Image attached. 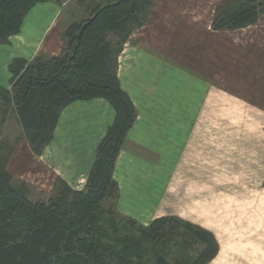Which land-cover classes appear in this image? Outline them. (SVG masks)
<instances>
[{"label":"crops","instance_id":"0c3cea01","mask_svg":"<svg viewBox=\"0 0 264 264\" xmlns=\"http://www.w3.org/2000/svg\"><path fill=\"white\" fill-rule=\"evenodd\" d=\"M72 1L73 10L62 18ZM95 1L35 4L19 32L0 43V85L8 87L13 57L58 55L60 29L83 18ZM220 1L153 0L147 20L122 46L117 76L137 116L114 164L116 210L144 226L177 216L208 230L218 250L206 264H264V13L247 26L214 30ZM178 108L189 120H173L178 116L167 110ZM113 119L102 98L75 101L60 112L42 152L33 153L23 135L6 170L26 187L27 197L29 190L49 194L56 178L80 190ZM159 135L169 141L164 149L180 137V154L169 166L137 150L161 148ZM185 163L195 166L196 194L183 188L179 199L175 175ZM211 177L213 185L206 186ZM207 187L230 191L206 198ZM250 189L257 191L248 195Z\"/></svg>","mask_w":264,"mask_h":264},{"label":"trees","instance_id":"16d2710c","mask_svg":"<svg viewBox=\"0 0 264 264\" xmlns=\"http://www.w3.org/2000/svg\"><path fill=\"white\" fill-rule=\"evenodd\" d=\"M45 1L0 0V43H8L26 13ZM90 5L83 18L60 29L58 55L10 60L8 87L0 85V126L13 112L30 149L40 154L60 112L75 101L102 98L113 108L114 119L96 147L84 187L75 190L56 178L41 200H30L26 187L6 170L14 147L0 143V264H206L218 250L208 230L166 216L142 226L116 210L114 164L137 116L121 88L117 57L131 32L147 20L153 0ZM261 13L264 0H221L212 28L244 27ZM175 234L185 240L177 243ZM189 239L202 249L188 251ZM169 241L178 249H169ZM169 253L174 262L165 259Z\"/></svg>","mask_w":264,"mask_h":264},{"label":"rangeland","instance_id":"374dc122","mask_svg":"<svg viewBox=\"0 0 264 264\" xmlns=\"http://www.w3.org/2000/svg\"><path fill=\"white\" fill-rule=\"evenodd\" d=\"M101 2V0H96L95 2H93L92 4L96 3V2ZM74 2L72 1L68 7H66L63 11L62 14V18L68 13L70 12L71 8L73 10L74 8ZM91 4V5H92ZM90 5V6H91ZM76 15V14H75ZM79 19V18H76ZM117 61H118V57H117ZM9 79V78H8ZM162 113H164V110H161ZM172 117H177L176 119L173 120H180V116H182L183 120H189V117H187L186 114L182 115L180 108L178 109H174V110H167ZM194 110H191V112H193ZM166 113V110H165ZM166 117L168 118V115L166 114ZM163 120H165V118H163ZM23 138V131L22 128L20 126V124L18 123L15 115L13 112L10 111V113L8 114L7 120L5 121L4 124H2L0 126V143H5L7 145H9L10 147H15L16 144ZM155 142L158 143V145L161 146V148H157V149H153V148H146L144 146H138L137 145V150L138 153H140L142 156H147L149 157L148 160L152 161H156V160H160V164L163 166H169L171 164H173L175 162V160L178 158L179 154H180V148H181V141H180V137L178 136V139L175 141H173V147L172 149L166 148L164 149V144L166 143L167 145L169 144L168 139L165 138H161V135H159L158 139H155ZM191 163V162H190ZM223 176H225L224 178H226L228 176V174H221ZM176 178H175V182H176V186H177V191H175V193L177 194V196L175 198H180V194L181 191L183 190V188H188V192L189 194H196V189H195V178H196V174H195V166L190 165L188 163L182 164L179 166L177 172H176ZM206 182V186H212L213 185V177L211 178H206L205 179ZM194 185L193 186V190L189 188L190 185ZM261 189V188H260ZM226 191H230V190H224V189H212L210 187H207L204 189L205 192V197H213L215 195V193H220V195H222L221 192H226ZM235 191H242V190H235ZM257 191V189L254 190H247L248 195H254L253 193ZM28 197L30 200L32 201H36V200H41L43 199L46 195H39L38 193H36L34 190H29L28 191ZM166 217H174L178 220H182L185 221L183 219H181L180 217L177 216H166ZM138 223V222H137ZM139 225H142L140 223H138ZM144 226V225H142ZM182 232V231H181ZM173 237V240H177V243L181 244L182 240H185V238L181 239L175 234ZM174 241H169L166 243V245L168 246V248L170 249H174L177 247H173ZM186 244V249L188 251H190L191 253H197L202 249V245L200 243H198L197 241L193 240V239H189L187 240V242H185ZM165 259H167L169 262L172 261V253H169ZM174 262V260L172 261Z\"/></svg>","mask_w":264,"mask_h":264}]
</instances>
